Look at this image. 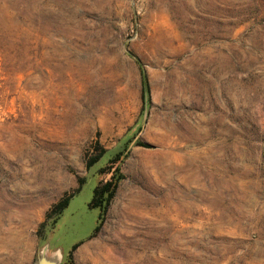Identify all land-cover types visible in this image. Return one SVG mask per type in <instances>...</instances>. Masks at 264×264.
Listing matches in <instances>:
<instances>
[{
	"label": "rangeland",
	"instance_id": "1",
	"mask_svg": "<svg viewBox=\"0 0 264 264\" xmlns=\"http://www.w3.org/2000/svg\"><path fill=\"white\" fill-rule=\"evenodd\" d=\"M44 242L61 264H264V0H0V264Z\"/></svg>",
	"mask_w": 264,
	"mask_h": 264
},
{
	"label": "trees",
	"instance_id": "2",
	"mask_svg": "<svg viewBox=\"0 0 264 264\" xmlns=\"http://www.w3.org/2000/svg\"><path fill=\"white\" fill-rule=\"evenodd\" d=\"M138 61V57L136 58ZM139 72H140V88H141V98L142 101L144 102V104H147L148 101V96H149V91H150V87H149V82H148V78H147V73L145 71V68L143 67V65H141V63L139 62ZM136 143L138 144H142V145H149V142L145 141V140H141L138 139L136 140ZM123 150H126L125 147H123L120 150H117L113 156V161H116L117 159H119V155L123 152ZM105 152V148L100 147L99 150L96 152L95 155L93 156H89V158L86 160V166L89 167L91 166L95 161H97ZM120 171H119V167L116 166L115 171H112V177L98 182L94 188H93V193H92V197L90 200V203L92 205H99L101 206V208H104L109 200V198L112 196L113 191H114V187H115V181H116V177L119 178L120 177ZM84 180L83 177H80L78 179V185L74 188L73 191H71L70 193L65 194L63 197H61L57 202H55L52 207L49 209V211L47 212V216H53V215H58L62 208L64 207V205L68 202L69 197L73 194V192L80 187L82 181ZM98 228V224L96 225L95 229Z\"/></svg>",
	"mask_w": 264,
	"mask_h": 264
},
{
	"label": "water",
	"instance_id": "3",
	"mask_svg": "<svg viewBox=\"0 0 264 264\" xmlns=\"http://www.w3.org/2000/svg\"><path fill=\"white\" fill-rule=\"evenodd\" d=\"M63 255L59 249L50 250L44 242L36 252L31 264H61Z\"/></svg>",
	"mask_w": 264,
	"mask_h": 264
},
{
	"label": "crops",
	"instance_id": "4",
	"mask_svg": "<svg viewBox=\"0 0 264 264\" xmlns=\"http://www.w3.org/2000/svg\"><path fill=\"white\" fill-rule=\"evenodd\" d=\"M80 264V263H79Z\"/></svg>",
	"mask_w": 264,
	"mask_h": 264
}]
</instances>
